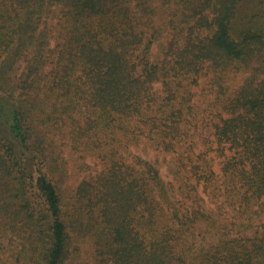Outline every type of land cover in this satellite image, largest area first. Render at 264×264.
Returning a JSON list of instances; mask_svg holds the SVG:
<instances>
[{
  "label": "trees",
  "instance_id": "trees-1",
  "mask_svg": "<svg viewBox=\"0 0 264 264\" xmlns=\"http://www.w3.org/2000/svg\"><path fill=\"white\" fill-rule=\"evenodd\" d=\"M85 243L264 264V0H0V264Z\"/></svg>",
  "mask_w": 264,
  "mask_h": 264
},
{
  "label": "rangeland",
  "instance_id": "rangeland-1",
  "mask_svg": "<svg viewBox=\"0 0 264 264\" xmlns=\"http://www.w3.org/2000/svg\"><path fill=\"white\" fill-rule=\"evenodd\" d=\"M248 12H249V10L245 7V9L243 10V13L247 14ZM165 41H166L165 39H161L159 42H156L153 45L152 54H151L153 60H159V59L162 58L163 51H164V48H165V45H166ZM211 155H212V157L214 156L213 153ZM71 157L72 156L70 155L68 157V159H69V161L71 163V168H72L73 167V161H74V164L76 163V161H75V158L71 159ZM153 157H155V156H153ZM161 160H162V158H161ZM217 162H218V160H217ZM215 167H216L217 170L219 169V167L217 165ZM161 173L163 174V176L169 177L168 180L169 179H173V175H170L169 166H168L167 162L163 161V164H162V167H161ZM78 176L79 177L76 176L73 179H71V181L79 182L80 181V177H82L83 174L78 173ZM78 247L80 249L79 252L82 253V259L84 260L85 263L89 264L91 262V258H92V254H93V250H94L93 249V245L91 243H85L84 246L82 244V245H80Z\"/></svg>",
  "mask_w": 264,
  "mask_h": 264
}]
</instances>
